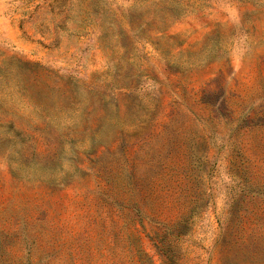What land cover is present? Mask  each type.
I'll list each match as a JSON object with an SVG mask.
<instances>
[{
  "label": "rangeland",
  "instance_id": "1",
  "mask_svg": "<svg viewBox=\"0 0 264 264\" xmlns=\"http://www.w3.org/2000/svg\"><path fill=\"white\" fill-rule=\"evenodd\" d=\"M0 264H264V0H0Z\"/></svg>",
  "mask_w": 264,
  "mask_h": 264
}]
</instances>
